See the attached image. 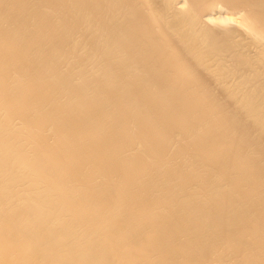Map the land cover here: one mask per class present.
I'll list each match as a JSON object with an SVG mask.
<instances>
[{"label":"bare ground","instance_id":"obj_1","mask_svg":"<svg viewBox=\"0 0 264 264\" xmlns=\"http://www.w3.org/2000/svg\"><path fill=\"white\" fill-rule=\"evenodd\" d=\"M0 264H264V0H0Z\"/></svg>","mask_w":264,"mask_h":264}]
</instances>
